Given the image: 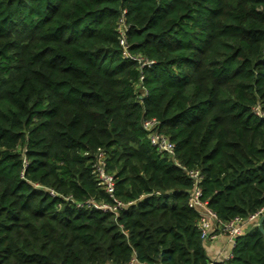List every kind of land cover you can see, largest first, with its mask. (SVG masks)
Segmentation results:
<instances>
[{
	"label": "trees",
	"instance_id": "1",
	"mask_svg": "<svg viewBox=\"0 0 264 264\" xmlns=\"http://www.w3.org/2000/svg\"><path fill=\"white\" fill-rule=\"evenodd\" d=\"M192 170L222 222L264 209V0H0V264H264L252 225L211 259Z\"/></svg>",
	"mask_w": 264,
	"mask_h": 264
},
{
	"label": "built area",
	"instance_id": "2",
	"mask_svg": "<svg viewBox=\"0 0 264 264\" xmlns=\"http://www.w3.org/2000/svg\"><path fill=\"white\" fill-rule=\"evenodd\" d=\"M125 13L126 10L123 12L119 27L123 54L125 58L139 62L140 68L143 71L144 68L153 66L155 61L149 60L148 58L140 55L131 54L127 39L129 25L125 21ZM257 113L262 116V113L259 111V109H257ZM143 127L149 133V140L151 144L159 152L167 155L169 158L175 161L176 145L171 141L169 136L160 132V122L157 119H146L143 121ZM93 168V172L99 184L114 198L116 190L115 179L114 176L107 171V162L103 152L97 155V159L94 162ZM189 176L194 180L196 186V189L190 199V206L201 211L202 218L199 227L202 232V236L205 241H212L221 235H225L228 238V242L231 246V251L227 258V261H230L234 258L233 248L237 244V238L243 236L246 233V228L248 226H259V221L264 215V209L252 215L245 223H242L239 219H236L226 224L212 212V210L207 206V202L202 200L200 184L204 178L203 174L199 170H192L189 172ZM52 194L54 195V192H52ZM87 205L89 208L98 209L104 212H116L121 203L117 202L116 206H112L108 204H97L91 201L87 202Z\"/></svg>",
	"mask_w": 264,
	"mask_h": 264
},
{
	"label": "crops",
	"instance_id": "3",
	"mask_svg": "<svg viewBox=\"0 0 264 264\" xmlns=\"http://www.w3.org/2000/svg\"><path fill=\"white\" fill-rule=\"evenodd\" d=\"M250 226L246 228V232L250 230ZM207 252L214 262H226L231 251L228 238L225 235L217 237L215 240L206 241Z\"/></svg>",
	"mask_w": 264,
	"mask_h": 264
},
{
	"label": "water",
	"instance_id": "4",
	"mask_svg": "<svg viewBox=\"0 0 264 264\" xmlns=\"http://www.w3.org/2000/svg\"><path fill=\"white\" fill-rule=\"evenodd\" d=\"M258 227H259V229H260V231H261V233L263 234V237H264V215L261 217Z\"/></svg>",
	"mask_w": 264,
	"mask_h": 264
}]
</instances>
